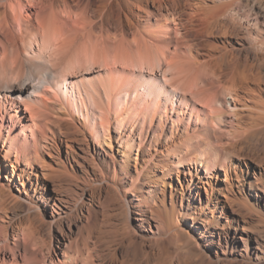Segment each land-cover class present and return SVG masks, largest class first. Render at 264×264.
<instances>
[{
    "label": "bare ground",
    "instance_id": "obj_1",
    "mask_svg": "<svg viewBox=\"0 0 264 264\" xmlns=\"http://www.w3.org/2000/svg\"><path fill=\"white\" fill-rule=\"evenodd\" d=\"M263 234L264 0H0V264H264Z\"/></svg>",
    "mask_w": 264,
    "mask_h": 264
},
{
    "label": "rangeland",
    "instance_id": "obj_2",
    "mask_svg": "<svg viewBox=\"0 0 264 264\" xmlns=\"http://www.w3.org/2000/svg\"><path fill=\"white\" fill-rule=\"evenodd\" d=\"M101 75H102V71L97 69L95 72H92L91 74L85 73V74L78 75L77 76L78 78L77 77L74 78V82L80 83V81L81 82L83 81V83L87 86L90 81L99 80ZM262 237L264 238V234L262 235Z\"/></svg>",
    "mask_w": 264,
    "mask_h": 264
}]
</instances>
